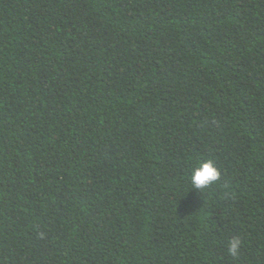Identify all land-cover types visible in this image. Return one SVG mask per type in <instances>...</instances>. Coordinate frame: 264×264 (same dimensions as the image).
Segmentation results:
<instances>
[{
  "label": "trees",
  "instance_id": "1",
  "mask_svg": "<svg viewBox=\"0 0 264 264\" xmlns=\"http://www.w3.org/2000/svg\"><path fill=\"white\" fill-rule=\"evenodd\" d=\"M0 264H264V0H0Z\"/></svg>",
  "mask_w": 264,
  "mask_h": 264
},
{
  "label": "clouds",
  "instance_id": "2",
  "mask_svg": "<svg viewBox=\"0 0 264 264\" xmlns=\"http://www.w3.org/2000/svg\"><path fill=\"white\" fill-rule=\"evenodd\" d=\"M218 177V169L215 167L213 161L208 160L207 162H202L199 167L193 169L190 176V183L193 190H202L214 183ZM241 243L242 241L238 236L233 237L228 248L229 254L232 256L237 255Z\"/></svg>",
  "mask_w": 264,
  "mask_h": 264
}]
</instances>
